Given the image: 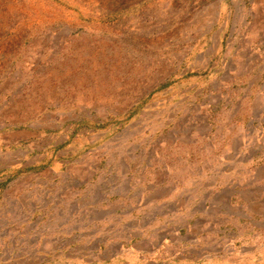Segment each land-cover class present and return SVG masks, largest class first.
Here are the masks:
<instances>
[{
	"label": "rangeland",
	"instance_id": "obj_1",
	"mask_svg": "<svg viewBox=\"0 0 264 264\" xmlns=\"http://www.w3.org/2000/svg\"><path fill=\"white\" fill-rule=\"evenodd\" d=\"M0 264H264V0H0Z\"/></svg>",
	"mask_w": 264,
	"mask_h": 264
}]
</instances>
